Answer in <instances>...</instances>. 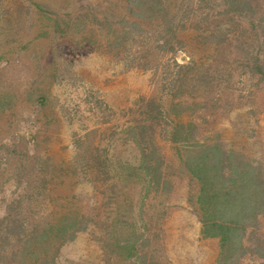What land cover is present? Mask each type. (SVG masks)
I'll list each match as a JSON object with an SVG mask.
<instances>
[{
    "label": "rangeland",
    "instance_id": "1",
    "mask_svg": "<svg viewBox=\"0 0 264 264\" xmlns=\"http://www.w3.org/2000/svg\"><path fill=\"white\" fill-rule=\"evenodd\" d=\"M128 1L0 0V217L13 192L36 200L48 186L55 199L71 198L89 227L60 248L58 264H180L184 257L170 249L191 248L177 240L176 227L193 212L197 186L164 137L155 143L170 163L161 171L171 189L156 207L145 198L144 215L137 213L149 176L130 139L139 131L127 127L155 108L151 99L166 107L179 101L185 107L179 121L196 122L204 136L264 169V80L246 67L255 37L264 38V0H247L248 12L230 15L222 0H163L182 18L191 14L172 49L161 43L163 21L123 19ZM214 27L228 31L227 41L202 44L206 33L198 28ZM116 34L128 38L120 52L108 47ZM191 60L197 65L187 70L183 93L172 98L175 64ZM246 230L239 261L259 264L254 250L264 254V214ZM133 236L137 248L126 247Z\"/></svg>",
    "mask_w": 264,
    "mask_h": 264
},
{
    "label": "trees",
    "instance_id": "2",
    "mask_svg": "<svg viewBox=\"0 0 264 264\" xmlns=\"http://www.w3.org/2000/svg\"><path fill=\"white\" fill-rule=\"evenodd\" d=\"M222 2L228 15L237 11L248 12L247 6L250 5L247 0ZM128 4L130 8L127 17L122 18L130 21V24L155 25L163 21L165 32L161 43L167 42L170 49L178 39L179 30L185 31L188 28L186 21L191 14L185 13L187 18H182L179 11L172 9L168 2L129 0ZM254 28L259 31V26ZM198 29L206 33L205 38L201 37L202 44L213 42L221 45L227 41L228 31L225 29ZM166 36L169 40H166ZM127 39L126 36L116 34L108 42V47L111 50L117 47L119 51ZM255 39L256 45L250 47V51L254 50V54L251 53L254 60L252 64L251 61L248 62L246 67L251 74L264 80V38L260 35ZM196 65L195 60L175 64L177 69L173 75L175 81L171 87L172 98L183 93L181 87L187 78L186 72ZM150 102L155 104V108L143 112L145 118L135 122L134 127L132 122L127 127V131H139L130 139H133L139 151L138 167L149 176L141 192L142 196L137 200V213H140L139 216L144 215V207L147 206L145 198H151L149 209L156 207L160 204L159 199L163 201L171 189L172 184L162 179L161 171L168 168L170 163L164 164L155 143V138L164 137L168 143L175 145L171 147L178 157L181 171L187 175L192 186H197L192 211L201 224L203 236L219 239L220 252L216 261L218 264H233L234 261L235 264H241L239 260L245 250L243 237L246 229L254 226L258 217L264 214V169L240 149L233 146L225 148L219 138L204 136L196 122L179 121V114L185 109L179 101L173 99L167 107L161 99L157 101L154 98ZM159 115L158 120L165 118V123L157 122L156 116ZM93 158L98 164L94 166V170L100 172L97 157ZM161 184H168V187ZM51 193L50 187L46 186L34 200L13 192L3 204V215L0 217V264H58L60 248L72 241L77 233L88 229L87 216L73 209L71 198L62 194L63 196L55 199L57 196ZM28 210L38 213V219L35 214L29 216ZM126 243L128 248H137L135 236ZM254 253L263 258L259 264H264V254L257 249ZM148 264L159 263L149 261Z\"/></svg>",
    "mask_w": 264,
    "mask_h": 264
},
{
    "label": "crops",
    "instance_id": "3",
    "mask_svg": "<svg viewBox=\"0 0 264 264\" xmlns=\"http://www.w3.org/2000/svg\"><path fill=\"white\" fill-rule=\"evenodd\" d=\"M193 213V212H192ZM190 212H184L182 218L177 220V234H179L178 241H187L191 248H173L170 252L177 254L180 253V257H184L180 264H186L185 261L189 260L191 264H215L220 252L219 239L215 237H204L202 234V227L198 221L196 215ZM203 242L206 244L215 243L216 248H201ZM194 247V248H193ZM192 255V257H191ZM187 256V257H185ZM201 259V263L198 262ZM170 263V261H168Z\"/></svg>",
    "mask_w": 264,
    "mask_h": 264
}]
</instances>
